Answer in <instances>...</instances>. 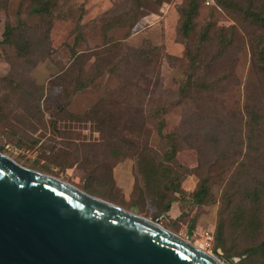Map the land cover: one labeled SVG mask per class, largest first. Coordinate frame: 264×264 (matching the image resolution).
Instances as JSON below:
<instances>
[{
    "label": "rangeland",
    "instance_id": "rangeland-1",
    "mask_svg": "<svg viewBox=\"0 0 264 264\" xmlns=\"http://www.w3.org/2000/svg\"><path fill=\"white\" fill-rule=\"evenodd\" d=\"M32 2L0 0V152L160 219L225 264H264V26L253 21L264 0H197L188 38L190 0H59L46 17ZM7 23L25 40L2 42ZM193 56L211 62L194 79L217 84L179 103ZM203 178L211 195L196 203Z\"/></svg>",
    "mask_w": 264,
    "mask_h": 264
},
{
    "label": "water",
    "instance_id": "water-1",
    "mask_svg": "<svg viewBox=\"0 0 264 264\" xmlns=\"http://www.w3.org/2000/svg\"><path fill=\"white\" fill-rule=\"evenodd\" d=\"M0 264H225L152 220L0 152Z\"/></svg>",
    "mask_w": 264,
    "mask_h": 264
},
{
    "label": "trees",
    "instance_id": "trees-1",
    "mask_svg": "<svg viewBox=\"0 0 264 264\" xmlns=\"http://www.w3.org/2000/svg\"><path fill=\"white\" fill-rule=\"evenodd\" d=\"M196 1L197 0H190V9L184 14L185 20H184V25H183V35L185 37H189L190 33L193 30V18L194 16L197 14L198 12V6L196 5ZM59 0H33L32 2V13L33 14H38L41 15L43 17L46 16H52L54 13V10L56 9V7L58 6ZM254 19L253 21L255 23H259L260 25L264 26V15L261 14H253ZM137 17V15L135 16ZM134 17V23L136 26V22L137 19ZM133 23V24H134ZM21 23H19L18 26H20ZM6 29L3 33V40L2 42L4 43H15L16 40H19L20 42L24 41L26 38V35L22 32V31H18L17 27L12 26L11 24L7 23V25L5 26ZM204 36V35H203ZM205 38V37H203ZM229 42H227L228 44ZM28 49V48H27ZM26 50V49H25ZM21 52H22V47H21ZM199 56V55H198ZM193 61H192V71L193 73H191L189 75V77L187 78V80L185 81L184 84H182L181 89H180V100L178 101L179 103H184L187 98H189L191 95L192 90H196L199 93H206V92H212L214 90V88L216 87L217 82H208L205 79L199 78V79H194V75H196V72L200 69L203 68V66L205 67V69L207 70V73L209 72V69L211 67V62L209 63H205L206 65H204L203 62L200 63V65H196V57L193 56ZM215 58L213 59L212 62H214ZM261 61L262 63L259 65L260 69L264 72V54H261ZM198 120L204 121L206 120V123L212 122L214 121V118L212 116L209 115H199L198 116ZM165 126V121L163 119H159V131L162 132L163 128ZM39 143V140L34 139L31 148H34L37 144ZM21 144V143H19ZM179 144L177 143V141H175V139H173V146L171 152L166 153V156L168 159L170 160H175L176 157V153L179 150ZM152 164V170L154 168L153 174L154 176L160 180V182H163V180L161 179L162 176L165 175L164 171L165 169L162 167L163 163L162 162H155L154 160L151 161ZM155 166V167H154ZM167 172L171 173L172 169L171 168H167L166 169ZM173 180V179H172ZM170 178V184L174 185L175 182L172 181ZM174 187V186H173ZM176 190V187L173 188ZM193 195V200L196 203H202L204 201H207L208 198L211 195V187L209 184V179L208 178H203L200 180L198 187L193 191L192 193ZM258 195H256L255 197H257ZM174 200L173 199H169L167 204L165 205L164 208H162L161 210V214L162 213H167L170 211V208L172 207ZM194 225L192 223H190V228L193 227ZM224 231V227L222 224H219V226L217 227V234L218 237H221ZM264 245V243H263Z\"/></svg>",
    "mask_w": 264,
    "mask_h": 264
},
{
    "label": "built area",
    "instance_id": "built-area-1",
    "mask_svg": "<svg viewBox=\"0 0 264 264\" xmlns=\"http://www.w3.org/2000/svg\"><path fill=\"white\" fill-rule=\"evenodd\" d=\"M204 239H205V241H207L209 243L210 241L213 240V233L206 232V235H205Z\"/></svg>",
    "mask_w": 264,
    "mask_h": 264
}]
</instances>
